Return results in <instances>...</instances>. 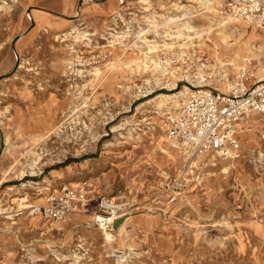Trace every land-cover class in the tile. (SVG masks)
I'll return each instance as SVG.
<instances>
[{
	"label": "rangeland",
	"instance_id": "374dc122",
	"mask_svg": "<svg viewBox=\"0 0 264 264\" xmlns=\"http://www.w3.org/2000/svg\"><path fill=\"white\" fill-rule=\"evenodd\" d=\"M226 1L0 0V264H264V115L191 165L163 126L181 100L151 101L200 67L223 94L264 79V26ZM60 185L122 204L124 227L29 215Z\"/></svg>",
	"mask_w": 264,
	"mask_h": 264
},
{
	"label": "built area",
	"instance_id": "2783aa9c",
	"mask_svg": "<svg viewBox=\"0 0 264 264\" xmlns=\"http://www.w3.org/2000/svg\"><path fill=\"white\" fill-rule=\"evenodd\" d=\"M226 3L228 11L241 21L264 26V0H227ZM249 113L264 115V80L249 88L238 86L228 94L208 88L192 90L165 115L163 126L168 140L185 144L193 154L213 153L227 159L239 147L236 125ZM45 200L44 205L30 208L29 215L60 222L93 206L94 222L109 229L127 214L124 206L113 199L95 198L68 185H60Z\"/></svg>",
	"mask_w": 264,
	"mask_h": 264
},
{
	"label": "bare ground",
	"instance_id": "6f19581e",
	"mask_svg": "<svg viewBox=\"0 0 264 264\" xmlns=\"http://www.w3.org/2000/svg\"><path fill=\"white\" fill-rule=\"evenodd\" d=\"M204 4H206V5H208L209 6V4L212 2V1H214V4H219V6L221 5L220 4V2L221 1H224V0H201ZM213 8L211 7V10H212ZM185 15V14H184ZM167 17V16H166ZM170 20V19H169ZM226 21L227 22H232V23H240V22H242L241 20H240V18L236 15V14H234L233 12L232 13H230V15L227 17V19H226ZM152 22H154V20L152 21ZM248 24V23H247ZM219 25H220V27H223V28H225V30H228V32H229V36H232V34L233 33H235V28H237V26H235V25H228V23H226L225 22V19H220L219 20ZM185 28H186V30L187 29H191V27L190 26H188V25H186L185 26ZM179 33H181V32H179ZM178 33V34H179ZM85 35H84V33H81V34H77L76 35V37L75 38H78V37H84ZM142 37V36H141ZM136 46V45H135ZM253 46V45H252ZM249 51V50H248ZM235 57H236V55H235ZM247 60L246 59H244L243 60V63H245ZM233 65V64H232ZM204 66V65H203ZM242 66V65H241ZM240 66V67H241ZM152 67H153V72H160L161 74H168V73H170L169 71H167V68H165L164 66H162V64H160V62H153V64H152ZM239 67V68H240ZM200 71H199V73H198V75L196 76V78H195V80L194 81H191V82H194V88H197V89H200V88H203V87H208L209 86V84H208V82H207V80L204 78V75H203V71H202V69H201V67H200V69H199ZM243 71V70H242ZM161 76H163V75H161ZM242 76V75H241ZM240 76V77H241ZM183 78H186V79H188V80H190L189 79V77L188 76H182ZM157 79H159V78H157ZM158 82H159V80H157ZM220 81H227V76L225 75V74H223L222 72H220L219 71V82ZM259 81V80H258ZM222 83V82H221ZM227 84H228V87L229 88H231L232 87V89L233 88H236V87H238V86H241V84L237 81L235 84H234V86H232L233 84H230V83H228L227 82ZM165 85H166V87H167V89H169V90H174L175 89V87H176V83L175 82H165ZM226 87V86H225ZM191 92V90L188 88V87H183L182 88V90H180V91H176V92H172V93H170V94H158V95H156L154 98H153V100H151L152 102H153V105H154V107L157 109V110H164V109H166L167 107H169V104L171 103V102H179L180 100H182V99H184L189 93ZM174 108H176V107H174ZM170 110H173V108H171L170 107ZM167 111V110H166ZM160 112V111H159ZM160 113H163V112H160ZM252 115H253V113H249V114H247L246 115V117H245V119H243V120H248V119H250L251 117H252ZM0 125H2V122L0 121ZM237 126V125H236ZM235 134H236V128H235ZM167 142H168V145H169V147H171V148H173V149H180L182 152H183V154H184V156H185V158L187 159V158H189L190 160H192L191 161V165H193V163H194V160L197 158V156L198 155H195V154H193L192 153V151L189 149V147H187L185 144H179V143H177V142H174V141H171V140H168L167 139ZM4 144L6 145V140L4 139ZM212 155V157L210 158V159H212L213 160V158H214V156H213V154H211ZM217 156V155H216ZM233 156V155H232ZM231 156V157H232ZM197 160V159H196ZM188 161V160H187ZM212 162V161H211ZM31 166V165H30ZM32 166H33V164H32ZM31 166V167H32ZM8 190H9V192H11V191H14V188H12V186L11 187H8ZM7 211V209H1L0 210V213H2V215H9V214H11V212H6ZM16 212V211H15ZM7 218H9V217H7ZM120 224V225H119ZM118 225H119V231L124 227V221L123 220H121L120 222H118ZM103 226V225H102ZM105 228V227H104ZM106 229V228H105ZM105 233V232H104ZM106 234V233H105ZM106 237L107 238H111L110 237V235H108V234H106Z\"/></svg>",
	"mask_w": 264,
	"mask_h": 264
},
{
	"label": "crops",
	"instance_id": "0c3cea01",
	"mask_svg": "<svg viewBox=\"0 0 264 264\" xmlns=\"http://www.w3.org/2000/svg\"><path fill=\"white\" fill-rule=\"evenodd\" d=\"M264 80V79H263ZM259 81H261V80H259ZM259 81H256V82H254L253 84H255V83H257V82H259ZM252 84V85H253ZM243 119H245V117L243 118ZM243 119L237 124V126H236V135H237V139H238V141H239V134H238V130L240 129V123L241 122H243ZM31 208V207H30ZM68 217V216H67ZM66 217V218H67ZM43 219V218H42ZM63 221V220H62Z\"/></svg>",
	"mask_w": 264,
	"mask_h": 264
},
{
	"label": "water",
	"instance_id": "95a60500",
	"mask_svg": "<svg viewBox=\"0 0 264 264\" xmlns=\"http://www.w3.org/2000/svg\"><path fill=\"white\" fill-rule=\"evenodd\" d=\"M122 219H123V218L117 220L113 225H114V226H118V222H120Z\"/></svg>",
	"mask_w": 264,
	"mask_h": 264
},
{
	"label": "trees",
	"instance_id": "16d2710c",
	"mask_svg": "<svg viewBox=\"0 0 264 264\" xmlns=\"http://www.w3.org/2000/svg\"><path fill=\"white\" fill-rule=\"evenodd\" d=\"M82 160H83V159H82ZM70 162H77V160H75V161L67 160V161L65 162V165L68 164V163H70Z\"/></svg>",
	"mask_w": 264,
	"mask_h": 264
}]
</instances>
